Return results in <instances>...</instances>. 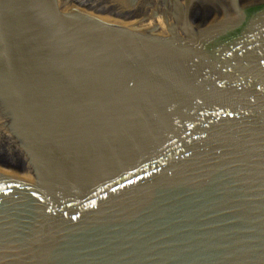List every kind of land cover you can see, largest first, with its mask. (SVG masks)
<instances>
[{"label": "water", "instance_id": "1", "mask_svg": "<svg viewBox=\"0 0 264 264\" xmlns=\"http://www.w3.org/2000/svg\"><path fill=\"white\" fill-rule=\"evenodd\" d=\"M0 264H264V0H0Z\"/></svg>", "mask_w": 264, "mask_h": 264}]
</instances>
